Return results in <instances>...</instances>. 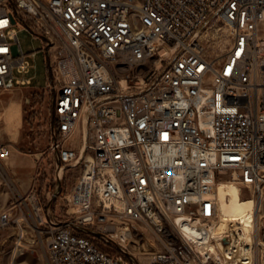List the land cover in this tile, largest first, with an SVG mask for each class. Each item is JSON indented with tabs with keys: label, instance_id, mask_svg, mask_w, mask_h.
Returning a JSON list of instances; mask_svg holds the SVG:
<instances>
[{
	"label": "built area",
	"instance_id": "obj_1",
	"mask_svg": "<svg viewBox=\"0 0 264 264\" xmlns=\"http://www.w3.org/2000/svg\"><path fill=\"white\" fill-rule=\"evenodd\" d=\"M26 28L46 53L48 152L60 178L82 172L65 219L35 189L0 197V232L20 230L10 264L29 215L48 264H136L113 220L156 235L145 264H261L258 223L242 240L243 223L215 228L225 178L264 197V0H0V94L32 83ZM12 152L0 138L1 165Z\"/></svg>",
	"mask_w": 264,
	"mask_h": 264
},
{
	"label": "rangeland",
	"instance_id": "obj_2",
	"mask_svg": "<svg viewBox=\"0 0 264 264\" xmlns=\"http://www.w3.org/2000/svg\"><path fill=\"white\" fill-rule=\"evenodd\" d=\"M23 49L29 55L32 65L31 71L26 74L32 77V83L27 86L17 87L11 91L0 94V138L9 142L13 152L6 164H0V197L3 201L10 200L15 192L24 196L30 195L35 189L38 199L59 219L66 218L65 197L76 183L82 172V167H69L63 176H58L57 167L49 154V124L50 109L53 93L46 89L48 86V72L46 53L43 50L42 40L35 37L26 28L18 33ZM37 51L36 55L32 52ZM5 174L4 182L1 174ZM226 183L236 184L231 177L225 178ZM234 188L237 186L234 185ZM244 195L237 198L238 213H243L246 207L255 206L249 189L244 186ZM257 223L264 228V197L256 203ZM31 204L28 203V206ZM30 224H24L26 235L23 240L24 253L17 256L14 264H48L45 238L34 230L32 216H28ZM120 231H125L120 220H113ZM129 225H134L129 222ZM139 226V225H138ZM234 226L230 223L229 229ZM140 231L129 236L127 243L121 233H118L116 243L126 245L128 254L136 264L149 262L153 254L161 249L156 235L145 227L139 226ZM263 230V229H262ZM19 228L11 226L0 232V264H10L14 245L19 237ZM98 245L108 251L116 248L102 239H94ZM256 254L264 264V241L256 246Z\"/></svg>",
	"mask_w": 264,
	"mask_h": 264
},
{
	"label": "bare ground",
	"instance_id": "obj_3",
	"mask_svg": "<svg viewBox=\"0 0 264 264\" xmlns=\"http://www.w3.org/2000/svg\"><path fill=\"white\" fill-rule=\"evenodd\" d=\"M234 185L236 184L234 183L229 184L224 181L221 182L218 187V196L221 203V211L223 213V218L216 226L215 233L220 234L221 232L228 230L230 223L233 225H235V223L237 224L243 223L247 226L246 233L243 234V236L242 234H240L241 238H239L238 240H242L244 236L245 238L250 239L251 235L247 234V232H251V229L248 226H254L255 224H257V220H258L257 211H256L257 204L252 199L253 202L255 203V206L246 207L243 213H238L237 198L240 196L241 190L238 187V185H236L237 187L234 188L233 187ZM118 233H121V235L124 236L125 239H121V240L127 243L129 233H127L126 231L123 232L121 231ZM114 237L118 238L116 235H114Z\"/></svg>",
	"mask_w": 264,
	"mask_h": 264
},
{
	"label": "water",
	"instance_id": "obj_4",
	"mask_svg": "<svg viewBox=\"0 0 264 264\" xmlns=\"http://www.w3.org/2000/svg\"><path fill=\"white\" fill-rule=\"evenodd\" d=\"M88 232H90V233H91V231H90V230H88ZM263 239H264V233H263ZM224 242H225V243H228V239H225V240H224Z\"/></svg>",
	"mask_w": 264,
	"mask_h": 264
}]
</instances>
